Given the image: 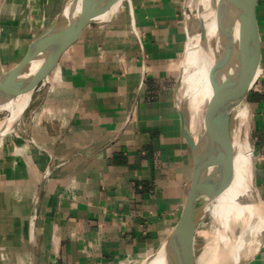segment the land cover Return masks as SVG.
<instances>
[{
	"label": "crops",
	"instance_id": "obj_1",
	"mask_svg": "<svg viewBox=\"0 0 264 264\" xmlns=\"http://www.w3.org/2000/svg\"><path fill=\"white\" fill-rule=\"evenodd\" d=\"M67 1L0 0V75ZM187 1L127 0L85 27L34 89L0 137V264H136L159 253L195 170L174 103ZM254 27L249 102L262 150L264 0ZM257 186L264 200V160ZM248 264H264V247Z\"/></svg>",
	"mask_w": 264,
	"mask_h": 264
},
{
	"label": "water",
	"instance_id": "obj_2",
	"mask_svg": "<svg viewBox=\"0 0 264 264\" xmlns=\"http://www.w3.org/2000/svg\"><path fill=\"white\" fill-rule=\"evenodd\" d=\"M115 3V0H79V11L76 12V7H72L66 17L58 16L49 29L29 43L21 61L0 75V108L15 97L22 84V78L29 75L32 63L40 62L36 72L50 64H54L55 68L62 54L77 40L85 27L100 25L113 17L102 21L98 19L99 16L109 13ZM256 3L257 0H211L209 2L210 11L215 18L216 31L219 34L213 37L210 43L212 46L217 45L219 49L218 53L213 54L214 59L208 74L213 85L212 100L207 106V123L197 139L193 138L189 129L188 95L185 92L178 99L177 91L181 84V77L177 79L174 103L180 117L184 138L193 155L195 170L192 191L181 216L157 250L164 253L166 264H196L198 254L196 250L200 245H196L194 241L186 245L185 238L194 239L196 224L206 213L205 209L215 196L219 179L229 166L233 132L232 89L250 40L257 48L254 27ZM226 16L230 18L229 29H224ZM234 36L236 49H234L233 40L231 41ZM233 63L235 67L231 73H228ZM54 68L44 77H48ZM256 81L244 96L246 105H248V95ZM40 84H42L40 81L35 83L30 98L34 89ZM6 117H9L7 111ZM14 124L10 125L4 134L9 133ZM193 197L192 208L184 212ZM261 247L263 246L254 245L249 255H244L239 261L231 264H248ZM152 258L153 255L141 264H148Z\"/></svg>",
	"mask_w": 264,
	"mask_h": 264
},
{
	"label": "bare ground",
	"instance_id": "obj_3",
	"mask_svg": "<svg viewBox=\"0 0 264 264\" xmlns=\"http://www.w3.org/2000/svg\"><path fill=\"white\" fill-rule=\"evenodd\" d=\"M210 1H197L198 18L203 23L202 31L193 41L190 50L184 57V66L190 61L194 71L190 74H182L180 84V87L185 85L188 107L193 119L198 124L199 132L194 130L189 118V129L194 139H197L206 127V123L199 118L198 112L202 106L211 103L213 82L211 83L208 74L214 55L218 53L219 49L217 45L212 46L210 43L211 39L218 34L215 18L209 8ZM72 7H76V12L79 11V0L78 2L77 0H68L59 17H66ZM101 17L99 16L98 19L100 20ZM229 19V16H226L224 29L230 28ZM232 40L234 49H236L235 36L234 39L231 38ZM252 46V40H250L247 50L252 51ZM248 59V56L247 59L246 56L244 57L243 64L233 84L231 158L229 166L219 179L215 196L210 203V206L212 205L214 208L213 213H210L214 224L207 229L195 230V234L205 240L202 251L196 256V264L235 263L244 255H249L254 245L264 246L263 198L254 182L255 169L249 143L250 112L244 101L246 92L253 86L259 74L256 75L253 70L254 78L251 77V67L245 63V60L248 61ZM39 65L40 62L32 63L30 73L22 78V84L15 97L0 108V111L9 113V117L0 121V129L6 128L0 132V135L6 132L13 121L14 123L18 122V118L28 106L35 83L46 82L48 77H44V75L54 68V64H50L36 72L35 70ZM233 67H235V63L232 64L228 73H231ZM183 71L184 67L182 73ZM193 202L194 197L184 212L192 208ZM185 241L186 245H189L193 243L194 239L186 237ZM148 264H166L164 253L159 252Z\"/></svg>",
	"mask_w": 264,
	"mask_h": 264
},
{
	"label": "rangeland",
	"instance_id": "obj_4",
	"mask_svg": "<svg viewBox=\"0 0 264 264\" xmlns=\"http://www.w3.org/2000/svg\"><path fill=\"white\" fill-rule=\"evenodd\" d=\"M197 1L198 0H188L186 7L184 9V12H183L184 21L186 23V29H187V33H188V42H187V45L184 49V52L181 56L180 62H179L178 67H177V79H179L182 76V74H184V73L190 74L194 71L193 65L191 64L190 61H188L187 65H185V66L183 64H184L185 54L187 53L188 50H190L191 45L193 44V41L196 39V37L198 35H200V33L202 31L203 23L198 18L199 13L197 12L198 11L197 10L198 9ZM115 2L116 3L113 6V8L110 10V12L107 13L106 15H103L101 17L100 21L108 19L111 16L110 14L113 10L114 11L112 13V16L115 15L121 8H123L126 5L127 0H115ZM60 13H61V11L56 13L57 14L56 18L60 15ZM245 56H246V59H247V56L249 58L248 61L245 60V63L249 64V66L251 67L250 68L251 77L254 78V75H253L254 74L253 73L254 60H253L252 51H248L246 49ZM183 67H184V71L182 73ZM55 68H54V70H55ZM179 88L180 89H178V91H177L178 99H180L181 96H183V94L186 92L185 85H182ZM250 93H252V90L250 91ZM250 93L248 95V107H249V112H250V117H249V143H250V147H251L252 155H253V159H254V168H255V175H256V188L260 193V189L257 186V184H258V175H259V163H260V161L264 160V149H262V150L258 149L257 140H255L256 137H255V132L253 129L254 112H253V106L249 102ZM208 105H209V103L205 104L204 106H202V108L199 111V118L205 123H207V106ZM5 118H6V111H0V121L5 120ZM12 124H14V121L12 122ZM187 206L185 207L184 211L186 210ZM263 206H264V200H263ZM213 211H214L213 206L212 205L210 206V204H209V206L205 209L206 213L197 222L195 230L207 229L210 227V225L214 224L213 220L210 216V213H213ZM193 237H194V243L196 245H200V247H198V249L196 250V252L199 253L200 251H202L205 240L203 238L197 236L195 233H194ZM263 247H261L258 250V252L260 250H262ZM142 261L137 262L136 264H141Z\"/></svg>",
	"mask_w": 264,
	"mask_h": 264
}]
</instances>
